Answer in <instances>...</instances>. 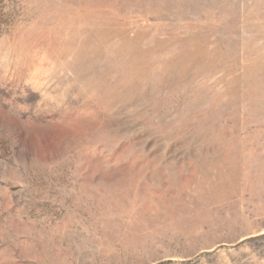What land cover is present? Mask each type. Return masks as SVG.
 Segmentation results:
<instances>
[{
	"label": "rangeland",
	"instance_id": "obj_1",
	"mask_svg": "<svg viewBox=\"0 0 264 264\" xmlns=\"http://www.w3.org/2000/svg\"><path fill=\"white\" fill-rule=\"evenodd\" d=\"M0 264H264V0H0Z\"/></svg>",
	"mask_w": 264,
	"mask_h": 264
}]
</instances>
